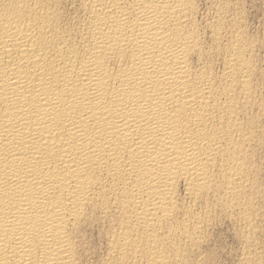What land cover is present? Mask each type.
Listing matches in <instances>:
<instances>
[{"label":"bare ground","instance_id":"6f19581e","mask_svg":"<svg viewBox=\"0 0 264 264\" xmlns=\"http://www.w3.org/2000/svg\"><path fill=\"white\" fill-rule=\"evenodd\" d=\"M234 1L0 0V264H192L222 218L254 248L263 74Z\"/></svg>","mask_w":264,"mask_h":264},{"label":"rangeland","instance_id":"374dc122","mask_svg":"<svg viewBox=\"0 0 264 264\" xmlns=\"http://www.w3.org/2000/svg\"><path fill=\"white\" fill-rule=\"evenodd\" d=\"M197 1V5H198V7H200L199 8V11L200 10H202V12L200 11V16L201 17H205L206 15H208L209 14V11H211V7H209L210 6V3H211V0L209 1V0H196ZM209 1V2H208ZM232 2L234 1V0H231ZM236 1H238L237 3H238V5H239V8H240V5H242L241 6V12H243L244 14H246L245 16H244V14L242 15L241 14V16H242V18L244 17V19L241 21L242 22V26L244 27L245 26V24H247L246 25V27H244V28H246L245 30L247 31H245L244 30V28H243V30L245 31V33H246V35L248 36L249 35V38L251 37V38H256L258 35L261 37V38H259V36L257 37V40H258V42L256 41V39H253L255 42H257V44H256V62H257V65H258V68H260L259 70L262 72V74H263V76H262V80H261V93H262V96L264 97V88H263V84H264V56H263V49H264V46H263V44H264V37H262V36H264V0H236ZM243 1L244 3L243 4H241V2ZM234 3H236L235 1L233 2V4ZM200 5V6H199ZM209 5V6H208ZM235 5V4H234ZM237 4H236V6H238ZM245 6V7H244ZM244 7V8H243ZM243 8V9H242ZM209 9V10H208ZM207 10V11H206ZM204 11V12H203ZM206 12H208V14L206 13ZM241 18V19H242ZM247 21V22H246ZM243 23H245L244 25H243ZM248 27V28H247ZM250 32V33H249ZM248 33V34H247ZM252 34V35H251ZM251 35V36H250ZM259 38V39H258ZM262 38H263V40H262ZM259 40H261V41H259ZM260 42H263V44L262 43H260ZM258 43H260V44H258ZM261 44H262V48H261ZM257 45H260V47L258 46V48H259V51L260 52H257L258 51V48H257ZM260 49H262V50H260ZM258 53H260V55L258 54ZM259 56V57H258ZM260 56H261V58H260ZM263 58V59H262ZM260 59V60H259ZM262 59V60H261ZM259 60V61H258ZM261 65H260V64ZM260 66V67H259ZM261 68H263V69H261ZM263 85V86H262ZM261 150H264V148L262 147L261 149H259V152L261 151ZM258 152V155L259 156H261L262 158H263V156H264V151H261L260 153ZM262 154H263V156H262ZM257 158H259L258 159V161H260V162H262L261 160H263V162L262 163H260L259 162V165H261V166H259V170H261V173H260V171H259V174L258 175H262L263 174V169L264 168H262V167H264V159H262V158H260V157H257ZM258 176V185H260L259 186V188L261 187V193H262V190H263V193L262 194H264V174L262 175V176ZM263 178V179H261L260 180V178ZM261 181V182H260ZM263 181V182H262ZM262 185V186H261ZM262 187H263V189H262ZM262 196V197H261ZM263 198V200H264V196L263 195H260V198L258 199V208L260 209V210H262L263 212H261L260 210V213H258V217H257V220L259 219V218H262V214L264 213V205H262L261 203H263V200H261ZM257 202H256V204H257ZM262 205V206H261ZM261 207V208H260ZM263 207V208H262ZM260 214V215H259ZM264 215V214H263ZM261 216V217H260ZM264 218V217H263ZM263 218L261 219V221L259 222V220L257 221V225H258V228L259 229H257V233H255L254 235H253V237L254 238H252L251 239V241L252 240H258L257 242H254V241H252V242H254L255 243V245H254V248H252L250 245H248L247 243H246V241H243V243H242V240H245L246 238V236L242 233L241 234V232H242V228L239 226V225H235V224H237L236 222L234 223V221L233 220H229V219H227V221H226V219H221L220 220V222L219 223H222V224H219L218 225V222H215L214 224H212V227H213V229H212V227L210 226L209 227V229H207V231H206V233H205V236L203 237V239H202V241H200V244H202L203 242L205 243V244H207V245H205V247H204V245L202 244L201 245V248H199L198 247V249H197V254L196 255H193L194 257L195 256H198L199 257V259H197L198 257H196L195 259H194V257L192 256V259H191V257H190V260L192 261H194L193 263H195V264H242V262H244V260H245V257L247 256L246 254V252H248V249L249 248H252L253 250H255V251H257L256 253V255L258 256V257H261V258H263L264 259V221H263ZM219 221V220H218ZM234 224H233V223ZM258 222H259V224H258ZM262 222V223H261ZM215 226V227H214ZM260 226H261V228H260ZM211 228V229H210ZM237 228H239V229H237ZM261 229H262V231H261ZM259 230L261 231L260 232V236H259ZM237 231H238V234H237ZM241 231V232H240ZM263 232V233H262ZM209 235H208V234ZM240 234H241V236H240ZM258 234V235H257ZM209 237H208V236ZM245 237H244V236ZM206 236H207V238H206ZM240 236V237H239ZM257 236H259V237H257ZM241 238H243V239H241ZM256 238H258V239H256ZM261 238V239H260ZM260 239V240H259ZM203 240H205V241H203ZM208 240V241H207ZM247 241H248V239H246ZM202 242V243H201ZM206 242H208V243H206ZM261 244H260V243ZM97 243H99V242H97ZM95 244V247H96V249H95V252H98V253H95V255L93 256V258H91V259H89V260H91L92 261V264H94L95 262H96V260H97V262L99 261V259L101 258V256L104 254L103 252H105V247H104V244L102 245L101 243H100V245L99 244ZM249 243V242H248ZM256 243H259V244H256ZM200 244H199V246H200ZM248 245V247L246 246V245ZM245 245V246H244ZM258 245H260V247H262V248H260ZM262 245V246H261ZM98 246H99V249H98ZM259 248L260 250H258L257 248ZM100 247H101V249H100ZM247 249V251H246V249ZM102 248H104V249H102ZM203 248V249H202ZM206 250H205V249ZM98 249V250H97ZM201 249V251H200V253H199V250ZM251 249V250H252ZM99 250L100 251H102L101 253H102V255H101V253L99 252ZM252 250V251H253ZM246 251V252H245ZM204 252V254H201V253H203ZM205 252H209L210 254H211V256H207V254H209V253H206L205 254ZM249 252H251L250 250H249ZM261 253H262V255H261ZM96 254H99L98 256H96ZM259 254V255H258ZM200 255V256H199ZM203 257H205V259H203L202 258V256ZM205 255V256H204ZM100 257V258H99ZM201 257V258H200ZM210 257H211V259H210ZM97 258H99V259H97ZM207 258V259H206ZM189 260V262L190 263H192L191 261ZM200 260V261H199ZM202 260V261H201ZM207 260V261H206ZM242 261V262H241ZM198 262H200V263H198ZM205 262V263H204ZM262 262L264 263V260H261V264H262ZM192 263V264H193ZM88 264H91V263H88Z\"/></svg>","mask_w":264,"mask_h":264}]
</instances>
